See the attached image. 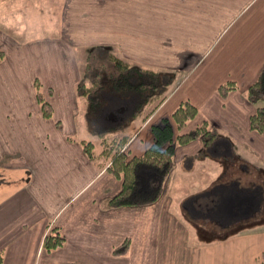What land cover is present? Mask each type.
<instances>
[{"label": "crops", "instance_id": "0c3cea01", "mask_svg": "<svg viewBox=\"0 0 264 264\" xmlns=\"http://www.w3.org/2000/svg\"><path fill=\"white\" fill-rule=\"evenodd\" d=\"M56 19L55 33L24 42L0 31L2 264H264V228L207 238L201 229L203 244L187 246L171 196L189 188L178 207L192 219L264 226V182L256 179L264 178V133L250 126L264 101L245 95L264 68V0H61ZM99 47L175 74L171 93L129 140L130 153L142 154L153 142L151 126L184 99L198 107L187 130L207 121L217 133L209 144L198 138L176 147L180 169L153 203L112 206L122 179L83 149L92 121L77 88L80 59ZM227 80L239 87L222 96L218 86ZM36 81L51 117L42 113ZM237 189L252 197L230 202L226 195ZM223 199L229 203L211 208ZM56 232L64 244L46 249L44 237ZM126 240L127 250L116 253Z\"/></svg>", "mask_w": 264, "mask_h": 264}, {"label": "trees", "instance_id": "16d2710c", "mask_svg": "<svg viewBox=\"0 0 264 264\" xmlns=\"http://www.w3.org/2000/svg\"><path fill=\"white\" fill-rule=\"evenodd\" d=\"M98 50L105 58L95 62L93 57L97 56V49L90 52L86 67V74L90 77L85 81L82 77L77 87L98 115L97 139H82L83 149L99 168L122 179L120 192L109 199L112 206L153 203L160 198L171 175L176 147L198 138L209 144L217 133L207 121L187 130L198 114V107L191 100L184 99L170 116L151 126L152 144L142 154H131L126 149L129 140L171 93L175 74L132 62L108 47H99ZM2 54L0 49V58ZM35 85L42 113L51 117L52 104L44 97L41 82L36 81ZM238 87L236 81L227 80L219 84L218 91L225 96ZM245 93L254 104L264 100V68ZM250 126L264 133L263 106H256L250 116ZM206 234L204 231L202 238H207ZM63 244L64 237L60 232L44 237L43 245L48 250ZM127 248L128 240L116 247L115 252L120 254ZM3 259L4 254L0 251V264Z\"/></svg>", "mask_w": 264, "mask_h": 264}, {"label": "rangeland", "instance_id": "374dc122", "mask_svg": "<svg viewBox=\"0 0 264 264\" xmlns=\"http://www.w3.org/2000/svg\"><path fill=\"white\" fill-rule=\"evenodd\" d=\"M61 0H0V31L5 34L6 37L12 36L14 40L17 42H24L27 39L34 37L35 35H45V34H52L55 33L58 29L57 23V13L59 10ZM41 5H45L47 8L45 11H38L36 8L40 7ZM56 20V21H55ZM3 47L0 45V49ZM104 53H101L97 49V56L93 57L95 62L99 61L102 58ZM89 51H84L82 53V57L80 59L81 66L83 69V80L85 81L86 78H89L86 74V67L89 61ZM87 80V79H86ZM264 100H261L262 102ZM82 106H86L89 109V116L92 121V128L88 132L86 139H93L96 140V133L98 130L97 119L98 115L96 114V110L92 111L91 107H89V99L87 97H83L81 99ZM92 106V105H91ZM84 131H81L78 136H83ZM132 154V153H131ZM185 164V163H184ZM180 166L178 164H174L172 170H175V173L178 172ZM231 169L226 172L227 176H223L225 179L229 178L231 174ZM234 172V171H233ZM172 173V172H171ZM232 177V176H231ZM244 179V178H243ZM257 180L260 182H264V178L261 175L256 177ZM243 183V180L238 179ZM188 187H184L180 190L179 194H171L173 197V213L178 218V225H177V233L179 236H183L182 242L185 241L187 246H196L202 245L203 242L200 241L201 237L198 235L200 234V230L203 229L207 232H210L214 235L225 234L232 231H237L239 228L243 230L249 229H263L264 226H232V227H221L219 225L214 224L213 220L208 219H201L196 217L192 219L189 217L185 210L178 207L179 201L181 202L188 196ZM212 198V195H209ZM242 197H252L250 193L243 194V190L237 189L235 193H231L226 195V198L232 199L230 202L235 203L239 198ZM238 202V201H237ZM221 203H229L227 199L219 200L217 202L213 201L210 202V206L212 209L216 207L213 204H221ZM217 205V207H218ZM220 208V206L218 207ZM264 211V210H263ZM214 213V211L212 210ZM173 232H174V227ZM180 242V241H179ZM178 242V244H179ZM182 242L180 244H182Z\"/></svg>", "mask_w": 264, "mask_h": 264}]
</instances>
